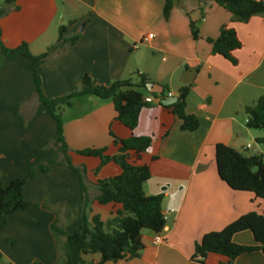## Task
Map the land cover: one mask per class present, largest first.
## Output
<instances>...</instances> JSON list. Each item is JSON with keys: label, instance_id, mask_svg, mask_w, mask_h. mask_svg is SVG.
Masks as SVG:
<instances>
[{"label": "crops", "instance_id": "0c3cea01", "mask_svg": "<svg viewBox=\"0 0 264 264\" xmlns=\"http://www.w3.org/2000/svg\"><path fill=\"white\" fill-rule=\"evenodd\" d=\"M5 1L0 0V8ZM165 2L14 0L0 17L2 40L11 49L27 44L34 56L49 51L50 58L37 72L50 99L68 94L86 75L103 86L136 73L153 83L144 91L153 102L141 112L135 135L152 137L140 164L151 173L144 185L146 195L164 197V241L154 246L155 233L144 231L140 257L106 264H229L227 257L216 254L193 257L195 244L204 235L220 232L244 215H264V202L252 193L230 189L216 166L217 145L264 158L263 145L256 143L264 134L247 127L245 114V108L264 95V16L240 23L212 1L173 0L166 20ZM62 26L64 39L78 37L74 45L59 40ZM192 26L200 39L194 40ZM223 27L235 30L241 42L232 54L236 64L214 54L207 42L217 39ZM35 88L30 60L18 56L5 61L0 54V174L6 177L5 185L26 177L54 152L46 144L57 137L58 124L40 105ZM182 88H189L186 113L200 122L195 132L182 131V121L167 108ZM169 92L174 97H168ZM61 116L70 157L75 166L85 167L93 201L97 181L118 176L121 169L115 163L102 166L99 158L77 152L107 149V155L115 156L119 147L112 135L126 140L132 132L116 120L111 102L94 97L76 100ZM24 197L30 207L10 215L5 229L0 219V264H55L64 239L56 240L51 225L57 220L67 233L80 226V177L67 165L57 164L28 179ZM120 208L93 201L87 215L107 222ZM234 242L255 244L248 231L234 236ZM100 258L88 255L85 264H98ZM232 264H264V254H245Z\"/></svg>", "mask_w": 264, "mask_h": 264}, {"label": "trees", "instance_id": "16d2710c", "mask_svg": "<svg viewBox=\"0 0 264 264\" xmlns=\"http://www.w3.org/2000/svg\"><path fill=\"white\" fill-rule=\"evenodd\" d=\"M14 0H6L0 8V17L6 13V6ZM212 1L232 14L234 21L247 23L254 16H264V0H198ZM173 0H166L163 14L167 20L173 10ZM65 27L59 29V40L63 37ZM194 40L200 39L197 28L192 26ZM78 37L66 42L74 45ZM213 52L236 64L233 52L241 48L235 30L223 27L217 39H207ZM0 54L5 61H12L18 56L30 60L35 74V95L40 105L45 106L57 121L58 134L54 141L46 144V148L54 147V152L42 163L36 165L24 178L12 180L5 185L6 177L0 174V219L1 227H7L8 217L18 210H25L31 206L24 197V187L28 179L38 172L47 173L53 166L64 164L78 174L82 183V211L81 224L73 232L67 233L59 226L58 221L51 225L52 232L59 240L64 239L60 246V257L55 264H85L84 257L100 255L98 264L109 262L130 261L140 257L144 249L143 233L151 231L161 234L166 226V219L162 211L163 195L148 196L144 191L145 183L151 178L150 169L141 165L142 155L152 145V137L136 136L141 112L151 106L145 101L144 91L149 90L153 83L145 75L138 73L129 78L118 80L108 86L94 84L92 78L84 76L81 83L64 96L50 99L43 93L42 81L37 72L38 68L50 58L49 51L34 56L27 44L17 48H8L2 40L0 29ZM151 84V85H150ZM168 90L167 88H162ZM189 88H182L174 103L167 106L181 121V130L195 132L200 127L197 117L186 113V98ZM85 97H94L113 104L117 114L116 120L127 127L132 136L126 140H119L114 135V144L119 147L115 156L107 155V149H86L77 154L84 157L99 158L101 165L117 164L121 173L118 176L98 180L97 196L93 200L100 206L119 205L121 208L115 216L107 222L94 216L89 219L87 209L93 202L90 198L86 183L85 167L73 164L69 148L64 138V122L62 111L72 108L75 101ZM247 127L251 130H261L264 134V95L254 104L245 108ZM264 146V135L256 140ZM216 166L219 178L233 191L249 192L256 199L264 202V158L261 154L248 156L225 145L216 146ZM251 232L255 244L252 246L239 245L234 242V236L243 232ZM264 254V215L255 212L240 217L220 232L208 233L195 244L193 259L206 258L209 254L227 257L229 264L236 258L253 253ZM222 264V263H220Z\"/></svg>", "mask_w": 264, "mask_h": 264}, {"label": "built area", "instance_id": "2783aa9c", "mask_svg": "<svg viewBox=\"0 0 264 264\" xmlns=\"http://www.w3.org/2000/svg\"><path fill=\"white\" fill-rule=\"evenodd\" d=\"M150 38H153V35H149V39ZM168 97H174V94L173 93H168ZM145 101L147 102V103H152L153 102V99L152 98H145ZM165 216V219L167 220V217H166V215H164ZM163 241H164V239H163V237H162V235L161 234H155V237H154V239H153V245L154 246H158V245H160L161 243H163Z\"/></svg>", "mask_w": 264, "mask_h": 264}, {"label": "rangeland", "instance_id": "374dc122", "mask_svg": "<svg viewBox=\"0 0 264 264\" xmlns=\"http://www.w3.org/2000/svg\"><path fill=\"white\" fill-rule=\"evenodd\" d=\"M133 75H134V74H133ZM67 111H69V109H67ZM252 145H254V147H256L254 142L252 143ZM262 147H263V149H264V146H262ZM252 153H253V151H249V152H248V154H252Z\"/></svg>", "mask_w": 264, "mask_h": 264}]
</instances>
